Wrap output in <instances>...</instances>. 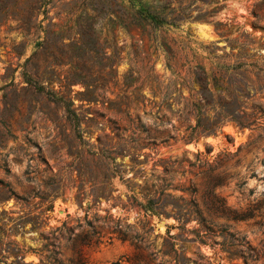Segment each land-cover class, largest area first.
<instances>
[{"label":"rangeland","instance_id":"rangeland-1","mask_svg":"<svg viewBox=\"0 0 264 264\" xmlns=\"http://www.w3.org/2000/svg\"><path fill=\"white\" fill-rule=\"evenodd\" d=\"M195 206L259 256L199 245ZM197 249L264 264V0H0V264Z\"/></svg>","mask_w":264,"mask_h":264},{"label":"trees","instance_id":"trees-1","mask_svg":"<svg viewBox=\"0 0 264 264\" xmlns=\"http://www.w3.org/2000/svg\"><path fill=\"white\" fill-rule=\"evenodd\" d=\"M159 15V14H158ZM138 16L141 18L140 21H147L152 22L154 21V16H148L145 15L143 12L138 10ZM138 21V20H137ZM140 26L143 27V23L139 22ZM201 83H204L205 89L208 90V81L207 79L203 78L201 80ZM193 105H197V108L199 110L197 114V121L194 127H199V123L201 122L202 118L201 115V110L203 108V104L201 102L194 103ZM229 104L223 103L219 105L218 111H217V116L223 118L226 117V112L229 109ZM218 119L214 122L213 126L218 123ZM241 125H250V124H245L246 122H239ZM193 127V128H194ZM210 131V130H209ZM208 131V132H209ZM189 140H191V137H189ZM146 210H151V208H146ZM194 217L197 220L198 228L191 230V232L194 234L193 240L197 241L199 245H208L210 247H213L215 244L220 245V251L221 252H226L227 257L229 259H234L241 257L243 259L244 263H247L248 260H255L259 254L256 252L254 248H252L247 241H244L243 238H236L234 237V234L227 231L226 228H220V229H214L212 223L209 220H206L204 217L201 216L200 212L195 206L194 210ZM216 237H220V240H217ZM197 256V260L202 262L201 264H211L209 258L207 257L206 254L200 252V250L197 249L195 252ZM183 259V257H181ZM18 264H31V262H24L23 256L19 258Z\"/></svg>","mask_w":264,"mask_h":264},{"label":"bare ground","instance_id":"bare-ground-1","mask_svg":"<svg viewBox=\"0 0 264 264\" xmlns=\"http://www.w3.org/2000/svg\"><path fill=\"white\" fill-rule=\"evenodd\" d=\"M229 129V128H228ZM231 129V128H230ZM243 138V137H242ZM238 140V139H237Z\"/></svg>","mask_w":264,"mask_h":264}]
</instances>
